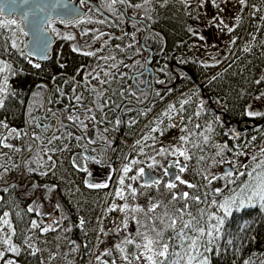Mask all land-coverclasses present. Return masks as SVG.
<instances>
[{
    "label": "flooded vegetation",
    "instance_id": "1",
    "mask_svg": "<svg viewBox=\"0 0 264 264\" xmlns=\"http://www.w3.org/2000/svg\"><path fill=\"white\" fill-rule=\"evenodd\" d=\"M69 1L76 2L80 10L83 11V14L67 23L57 20L50 27L47 25L46 27L52 37V44L44 56L45 58L37 61L26 57L28 61H31L33 72L43 77L42 80L35 83L33 90L37 87L45 90L42 108H38L36 111L34 118L36 128L32 134H38L41 137H51L53 134L63 136L62 140L54 141L53 145L49 147L60 146L63 148L67 145L66 150L57 151L52 154L54 161L58 158L63 159L60 165L55 161L54 174L52 171H49L48 175L31 177V181L33 180L36 185H38V181H45L48 187L53 185L57 187L55 191L50 193V197L47 198L49 201V208L47 209L49 213L46 214L48 217L46 225H51L55 229L62 226H65L66 229L71 228L70 231L67 230L66 246L68 252L65 259L68 260L69 264H89V260L93 258L91 252L92 245L95 250V258H100L98 261L97 259L94 260L95 264H101V262L103 264H113V262L115 264H128V261L122 258L116 245L121 243L123 236L132 238L134 241L138 240L137 229L136 222L132 219L133 213L130 211L127 213L128 227L124 228L125 213L119 210L120 207L127 202L130 206L136 204L146 209L149 202H153V198L156 199V196L158 198L161 197L160 195L163 192L168 193V190L163 187V182L170 180L176 182L174 181V176L178 174L174 168L175 158L172 156H157L158 166L149 169L147 165L151 163V160L147 156L138 154L139 146L134 148L136 141L142 140L144 135L149 134L150 127L155 126L152 122L165 111L168 103L182 98H197L196 87L204 82H213V77L217 78L225 73L230 64L229 60L234 55L236 49L229 56H225L220 63L216 64L212 60L217 50L209 49L210 39L206 35H203V42H201L202 40L199 41V38L196 36L192 43L197 56L201 59L199 62L167 63L163 60L164 58H160L159 61H152L153 52L150 45L151 39H149L151 23L143 18L140 12L141 10L144 12L147 10L145 8L143 10L142 7L136 8L130 6L138 3L142 4L139 1L143 0H128V4L118 2L114 6L116 14H113L108 9V0H84V3H81V0ZM227 3L230 6H234L235 4L234 1L230 2L228 0ZM237 9L234 16L237 14ZM241 16L243 21L244 15ZM101 21L104 22L101 23ZM232 23L231 25H234V20ZM147 25L149 26V30L142 47L141 39ZM239 27H236L238 29L237 35L239 36V39L236 40L237 46L242 44L245 34V28L241 31ZM194 29L198 33V26H195ZM66 36H71L72 39H64ZM24 40L25 35L23 34V53ZM152 46L154 47L153 44ZM73 47L79 48L80 51L74 52L72 50ZM89 51L95 52V55L85 56L81 54L82 52ZM149 56V61L146 63ZM104 57H108L109 59L105 60ZM111 57L115 59H111ZM34 64H39L40 67H33ZM113 64L116 65L115 68L111 67ZM214 64L215 66H211ZM145 65L148 68L146 72H144ZM205 65L209 66L205 67ZM101 68L109 72L110 75L105 77L103 72H101ZM78 69L80 70L79 75H77ZM90 72L93 75L99 74L101 79L108 82L100 84L98 80L92 79L91 76H88V80L85 81L84 77ZM198 76H202L198 82H195L192 86L184 87L185 84H188L187 82L194 80ZM73 77L75 78L74 80L72 79ZM159 81H164V83H159ZM73 88L76 89L77 95H82V105L93 108L92 114L96 116L95 121H85L88 126L87 131L82 132L77 125H73L67 120L68 112H65V106H69V111H73L72 105L75 104L72 92ZM93 88L96 90L95 92L92 91ZM120 91H128L130 97L137 98L140 101L144 100V103L135 105L131 102H126L121 108H112L113 111L103 108V112L97 110V105L93 104L94 99L98 103L104 99L117 101ZM61 92H63V95H61ZM96 92H102L103 96L97 98ZM38 93L40 94L41 90ZM167 94L172 96L165 101ZM48 96L50 98L47 105ZM196 100L193 112L188 111L184 114L174 115L172 121L165 119L164 123L160 125L164 129L163 135H160L159 132L151 133L150 135L156 139H149L146 142L147 145H154L156 149H159L160 147L167 148L171 144H179L178 138L182 135L180 131L181 127L187 126L189 130L193 128L196 130L195 125L197 123L201 124V126L212 123L213 128L218 127L219 141L216 145L223 146L226 144L229 149H235L231 144L232 141L234 139L241 141L246 136L247 129L242 130L243 125L250 124L249 129H251L260 124V120L262 119L261 116L250 117L244 113L242 117L226 121V116L215 109L211 96L201 95ZM160 101L163 102L158 104ZM126 106L130 107L131 110H125L122 116V110ZM263 109L256 108L255 111L263 113ZM83 110V107H77L74 111L79 112L81 118H83ZM197 112L200 113L198 117L195 115ZM215 115L220 116L217 117L218 121ZM181 116L183 119H181ZM110 117L111 126L108 121ZM61 120L66 127L60 128L58 122ZM168 123H175L177 126L168 128ZM37 124L40 127H37ZM45 125L49 126L48 131H42ZM56 129H59V131H56ZM68 132L73 133L72 138L67 137ZM25 133H27V130ZM76 137H82V139L77 140ZM89 140H92L93 143H88ZM101 149H104V152H101ZM193 151L197 153L196 149H193ZM145 152L155 155L152 147H146ZM211 153L212 151H208L207 155ZM105 154L108 157V164L105 165L97 164L91 159L87 161L83 159V157L102 158ZM196 156L193 157L192 162H188L189 168L182 174L183 179H185V175L190 177L188 179L193 184L202 180V177L197 174ZM74 159L77 164L87 167L91 175L78 171L73 166ZM132 159L143 160L144 163L134 166L133 171L128 175H134L136 168L139 167L145 168L146 175L135 182L125 179V185L132 184L138 192L135 199L128 196L126 192L127 200L125 201L116 197L115 189L118 187L117 181L122 174L121 170L123 166ZM180 159L182 160L183 158ZM227 166L229 169L226 172L231 167V171L236 173L232 169V166ZM165 168H168L169 176H164ZM61 169L63 170L62 174L59 173ZM13 170L15 168L4 172L8 173ZM226 172L223 171V175ZM109 176H111V180L108 179ZM148 177L162 180L159 190L156 187H141L143 180H146ZM228 178L233 180L235 176ZM16 179L21 192L31 185L22 174L18 178L16 177ZM85 179L91 183L106 182L109 187L88 188L84 184ZM62 182L67 187L70 186L71 182H74L73 186L76 185L79 188V191L77 190V193H75V197L79 196V199L75 201L74 206H77L75 211L72 208L70 200L72 196L71 191L69 188H67L68 191L64 188L61 189ZM176 183L178 184V182ZM43 188L41 185L35 191L33 190L31 196H36L38 191L44 193L45 190ZM173 191H188L192 194L194 191L196 192V188L188 189L184 185L178 184V187ZM153 192L157 194H153ZM36 204L39 208V203L37 202ZM56 204H59L60 208H56ZM112 207L115 208L114 211L109 210ZM161 209H157L154 215L161 214L163 212ZM65 216L67 217L66 219L64 218ZM35 220L37 221V219ZM81 220L84 221L82 226L80 225ZM53 221H58L59 223H53ZM88 224L90 225L89 228ZM51 232L53 231L47 233ZM122 247L129 254V260L132 264L134 260L133 254H135L137 249L134 244H122ZM92 261L90 264H92Z\"/></svg>",
    "mask_w": 264,
    "mask_h": 264
},
{
    "label": "snow or ice",
    "instance_id": "2",
    "mask_svg": "<svg viewBox=\"0 0 264 264\" xmlns=\"http://www.w3.org/2000/svg\"><path fill=\"white\" fill-rule=\"evenodd\" d=\"M22 3L26 4L29 2V0H21ZM123 3L128 4V0H108L107 7L108 9L113 12V14H116L115 5L117 3ZM151 2V0H143V4H134L130 5L132 7L140 8L143 5H147ZM164 4L168 2V0H163ZM181 3L185 5V8L191 7V0H180ZM235 3H237L240 7L237 9V14L233 17L234 25H230L225 22L224 18L220 15L224 11V8L221 7V4H226L227 0H196V7L197 10L200 8H204L206 5L210 4L212 7H214L217 10L216 15L212 16L208 20V25L215 26L221 33L229 34L230 39L228 43L230 45L236 44V38L231 37V34L236 30V27H239L242 21V16L240 13L244 11L248 7V0H234ZM60 3V0H55V3L52 5L51 11H56V5ZM81 3H84V0H81ZM262 4H264V0H262ZM40 11H44L43 8L40 9ZM258 9H256L255 4L252 6V12L250 15L255 16ZM4 9L0 7V16H3ZM57 15H67L68 13H60L57 12ZM191 16L192 14L189 13ZM22 16V22L21 24H18L15 19H0V30H8L10 28H19L20 32L24 35H28V32L25 31L24 27H22V24L29 23L28 12H23L21 14ZM198 19L199 17H194ZM259 19L261 21H264V16H260ZM55 21L52 18L51 12L48 14V18L45 21L49 25V27L54 23ZM63 22V21H62ZM80 22V21H75ZM104 21H101L103 23ZM31 27L33 28V31H39L41 33L45 32L46 29L40 27L37 29L36 22H31ZM54 30V29H53ZM188 32L192 34L193 36H197L199 39L203 40L204 37L202 35H199L196 30L192 27H188ZM14 35V33H13ZM64 39H72L71 36H66ZM11 46L13 48H16L17 45L15 41H12ZM131 46V45H130ZM34 47L41 50L46 51L47 48V42L46 41H34ZM74 52L80 51L79 48L73 47L72 49ZM243 51L248 52L250 51L249 46H245L243 48ZM81 54L85 56H94L95 52H82ZM45 58V57H41ZM105 60L109 59L108 57H104ZM111 59H115L114 57H111ZM31 63V61H29ZM183 62V61H181ZM220 63V61H216V64ZM209 65H205V67H208ZM211 66H215L211 65ZM33 67L39 68V64H34ZM99 67V65H98ZM111 67L115 68L116 65L113 64ZM11 66L0 61V74L4 73H11ZM94 71V70H93ZM101 72H103V75L105 77L109 76L110 73L107 71H104L103 68H101ZM80 74V70H77V75ZM88 76H91L92 79L98 80L100 84H105L108 81L103 80L100 78L99 74L93 75V73H88L84 79L85 81L88 80ZM75 79L74 77L72 78ZM213 79H216V77H213ZM264 79V78H262ZM260 80H257L256 83H260ZM67 83V81H66ZM159 83H164V81H159ZM93 92L96 90L93 88ZM170 91V90H169ZM73 92V98L75 101V104L72 105L73 111H69V106H65V112H68L67 120L71 122L73 125H77L81 131H87V124L85 121H95L96 116L93 113V108L91 107H84L82 105L83 97L82 95L76 94V89H72ZM9 95H14L13 92H11L9 85H8V75H2V78H0V109L4 108L5 102ZM61 95H63V92H61ZM159 95V93H157ZM261 95H264V92L261 93ZM103 96L102 92H96V97L101 98ZM71 99V98H70ZM96 103V99L93 100V104ZM107 101H104L103 104L97 105V110L103 112V108L107 106ZM180 110L177 111L175 105H169L168 108L163 111L159 117L156 118L152 123L155 125L153 127H150L149 134H146L142 137V140H137L136 145H134V148L136 146H139V155L147 156L148 159L151 160V163L147 165L149 169H153L156 166H158L157 156L160 157H166V156H172L175 158L174 161V168L177 170V175L174 176V181L178 182L179 185H184L188 189L198 188V185L193 184L185 179L182 178V174L185 173L189 168V161L193 159V157L196 155V153L193 151V149L199 150L201 153L204 151V147L209 145L210 139H211V133L214 131L213 124L208 123L203 130L192 132L190 131L187 126L181 127L180 131L183 133L179 136V144H171L169 147H160L159 149H156L154 145H147V141L149 139L155 140L156 138L151 136V133H157L159 132L160 135H163L164 129L160 127L161 124L164 123V120L167 119L168 121H172L174 119L173 113H176V115H180L183 112L184 105L188 103L187 100H181L180 102ZM77 107H83V118H81V114L79 112H75L74 110ZM250 117H256L264 115V113H260L257 111H247L246 113ZM197 117L200 115L199 112L195 114ZM181 119L183 117L181 116ZM218 121V118H217ZM60 128L66 127L64 125L63 121H59ZM119 123V121H117ZM177 125L175 123H168V128L176 127ZM37 127H40L39 124H37ZM196 129H201L200 124L195 125ZM0 128L8 130L7 135H0V147L4 148H11L12 145L6 143V141L9 139V137L15 135L16 137H19L21 135L20 131L17 129H8V125L4 123L3 121H0ZM49 126L45 125L42 131H48ZM56 131H59V129H56ZM73 133L68 132L67 137L72 138ZM195 137V138H194ZM63 136H57L53 134L51 137H45L41 138L40 135H33L32 139L39 140L41 144H44V140H47V144L44 145L42 154L41 150L37 148V146L33 145L30 146L28 151L29 153H36L35 158H32L31 156L29 158H26L25 162L28 165L35 164L37 168L43 169L39 174L40 175H48L49 171H52L54 174L55 169V161L52 158V154H54L57 151H64L67 148V145H65L63 148L61 147H49L50 145H53L54 141L62 140ZM77 140L82 139V137H76ZM88 143H93L92 140H89ZM146 147H152L155 155H151L149 153L145 152ZM218 151H216L215 156L211 157L213 164L217 163H228L233 164L234 161L232 160H225L223 157V153L225 151H232L228 148V146L225 144L223 146L216 145L215 146ZM16 151H20V149H16ZM101 152H104V149L100 150ZM243 152H236L235 155H244ZM261 155H264V148L261 149ZM45 157L47 158L45 160ZM216 157H220V160H217ZM180 158H183L182 160ZM85 161L91 159L97 164L105 165L108 164V157L105 154L102 158H96V157H83ZM206 157L204 155H200L197 158V162H203L205 161ZM253 161H257V157L255 155L252 156ZM143 160H137L132 159L129 163L125 164L121 170L122 174L120 175L117 183L118 187L115 189V195L121 200H127V196L125 193L127 192L128 196H131L133 199L137 196L138 192L137 189L132 186V184L125 185V179H130L131 181L135 182L138 179L145 177V168L139 167L136 168L135 174L129 176L128 174L133 171L134 166L143 164ZM73 166L81 172L88 173V175H91V172L87 167H83L80 164H77L75 159L73 161ZM0 167H4L3 165H0ZM238 167H246L245 165H239ZM37 168L29 167L28 171L35 172ZM5 172H7V168L4 169ZM198 175L202 177L203 180L207 182V185H211L213 181L217 179L222 178H228L235 176L236 178H239L241 175H247L249 177V180L252 181L250 184H246L244 188L241 189L242 192L248 191L250 192V195H248L245 198H242L239 195H231L227 196L223 199V201H217L213 200L212 204L217 207L218 211L223 213V217H227L231 215L234 208H242L245 206V203H250L253 200L259 201V207L261 211H264V160H259L255 167L252 168L251 171L248 172H239L237 170L236 173H233V171L229 170L224 174L223 177L216 176L215 174H209L206 170H199L197 172ZM169 170L168 168L164 169V176H169ZM3 175H0V180H3ZM109 180H111V176L108 177ZM176 182H173L172 180L163 182V187L168 190L169 199L167 203H164L163 201H157V202H149V205L146 209L140 207L139 205L136 206H130L127 202L123 204L122 207H120V211L125 213L124 218V228L128 227V216L127 213L130 211L132 213H140L143 212L146 219L144 222H141V220L136 217L135 215L132 216V219L135 220L137 225H139L137 229V237L138 240L128 238L126 236H123L121 238V243H118L116 245V248L121 253L122 258L125 261H128V264H131V261L129 260V254L126 253V250L124 247H122V244L126 245H133L138 250L135 254H133L134 258L137 261H144V264H209L208 257L204 256V252H210L212 249L208 247V244H211L214 237V233H218L220 231L219 226L223 224V217L221 216H208L209 220L215 219L216 224L215 225H209L208 229H206L201 224V220L204 216L203 210H199L200 216L194 215L189 209L190 205L188 203L189 200L194 201L196 204H200L203 201L201 200V197L199 195H192L188 191L183 192H176L173 191L178 187V184ZM234 180H228V183H233ZM162 180L159 178H152L148 177L146 180H143L141 183L142 188H151L156 187L157 190H159V186L161 185ZM84 184L88 188H107L109 187L108 183H91L89 180L85 179ZM12 187H16V185H11ZM39 185L33 184L32 188L35 191ZM4 192L8 191V187H5L2 189ZM46 192H53L55 191V185L51 187H47ZM222 189H215L214 192L216 195H219L222 193ZM3 198L0 197V200ZM183 201V207H176V205ZM33 204H35V201H33ZM168 205L173 206V211H170L168 208ZM56 208H60L59 204L55 205ZM164 208V211L159 215H154L157 212V209ZM110 211H114L115 208L112 207L109 209ZM27 211L29 213L35 212L36 215L40 216L42 215L41 212L38 211V206L33 207L29 206ZM19 215V213H17ZM9 212L5 211L3 212V215L0 216V262L2 264H17L15 260L12 259H5L6 255L11 253L14 256H19L21 254L22 248L27 247L31 249L30 253L31 255H36V252L39 251L36 249L32 244L28 243V241L31 239V237H26L24 240L23 245H17L13 241V237L16 235V230L13 227L11 221L9 220ZM187 217V218H186ZM67 218L66 216L64 217ZM53 223H59L58 221H53ZM84 223L83 220L80 221V225L82 226ZM6 229V231H5ZM40 229V232L47 233L49 231H55V228H52L51 225H45L41 227V224L38 223L35 219L31 220L30 222V228L28 229L29 232ZM68 231L71 230V228L67 229ZM171 232V235H167V233ZM207 237L208 240L205 243L204 238ZM202 249V250H201ZM99 260V257H97ZM103 264V262H101ZM115 264V262H113ZM244 264H252L250 260H245Z\"/></svg>",
    "mask_w": 264,
    "mask_h": 264
},
{
    "label": "trees",
    "instance_id": "3",
    "mask_svg": "<svg viewBox=\"0 0 264 264\" xmlns=\"http://www.w3.org/2000/svg\"><path fill=\"white\" fill-rule=\"evenodd\" d=\"M195 0H191V7L185 8V5L180 2V0H168L164 4L163 0H153L149 4L142 6L147 11H140L142 17L151 23V31L149 33V39H151V47L153 52L152 61H159L160 58H164L167 63H184V62H199L201 59L197 56L193 42L196 36H193L188 32V27L192 26L195 28L196 18L195 11H197ZM250 4L253 6L255 4L257 11L255 16L250 15L252 12V7L250 6L249 14L244 15L243 21L240 25L241 31L245 28V34L242 44L236 49L234 55L230 58L229 66L225 73L214 79L213 82H204L200 86L196 87V96L200 98L201 95L211 96L213 104L216 110L220 111L221 114L226 116V121L232 120L234 118L242 117L244 113H247L248 105L254 101L256 98L261 97V93L264 92V44L257 41L256 38H264V21L259 19L260 16H264V10L262 8L261 0H249ZM143 4V1H139ZM199 11V10H198ZM246 10H244L245 12ZM189 13L192 15L190 16ZM1 19V18H0ZM15 19V18H12ZM18 24L20 22L15 19ZM245 25V26H244ZM10 30H0V59L11 66V73H4L8 75V85L11 92L14 95H9L4 108L0 109V116L15 127H18L21 135L15 137L16 147L20 149L16 153V167L15 170L8 173L0 172L3 175V180H0V210H5L8 206L9 201L14 202V209L22 210L23 215H26L37 219L41 226H45L48 220L46 214H48L49 201L47 198L50 197L51 192H46L47 182L38 181V185L44 187V193L38 191V194L34 197L31 196L33 192V184L35 182L31 177L40 176V172L43 169L37 168L35 164L28 165L25 162L26 158L30 156L35 158L36 153H29L28 149L30 146H37L39 150H42L44 145L47 144V140H44V144H41L39 140L32 139V132L35 131V115L37 109H41L45 97V90L41 87H37L33 90L35 83L42 80L41 75H37L33 72L31 63L26 59L23 53V34L20 32L19 28H15V35L18 39V47L13 48L11 46L12 41L16 40L12 35H10ZM14 30V29H13ZM253 35L255 39H253ZM252 43V45H251ZM154 45V47L152 46ZM250 47V51L245 52L241 47ZM244 48V47H243ZM261 77V78H260ZM186 78V77H185ZM202 76L195 77L194 80H190L185 84L186 86H192L195 82H198ZM257 80L261 82L256 83ZM33 92L31 93V91ZM39 90L41 93L39 94ZM31 93V95H30ZM30 95V98L28 99ZM172 95H166L165 101ZM263 96V95H262ZM49 98H47V105L49 104ZM193 97L182 98L174 100L166 106L165 110L169 105H175L177 111L180 110V101L187 100L188 103L184 105L183 112H193L195 109L196 99ZM107 101V106L109 111H113L112 108H121L126 102H131L135 105H140L144 103V100H137L130 97L128 91L121 92L116 100H102L101 102H96L94 105L103 104ZM163 101L158 102V104ZM263 107V106H262ZM264 108V107H263ZM262 108V109H263ZM125 110H131L130 107L126 106L122 110V116ZM176 113H173V116ZM220 117L215 115V118ZM263 118V115H261ZM105 119V118H104ZM111 126V117L108 119ZM201 125V124H200ZM222 125V124H221ZM250 125V124H249ZM205 126H201V129H190L192 132L203 130ZM250 128V127H249ZM246 131V140H241L237 143L234 139L232 141L233 148L237 149L243 145H256L264 142V122L260 120V124ZM27 130V133L25 131ZM47 134V133H46ZM183 134V133H182ZM213 134V135H212ZM38 135V134H37ZM214 144L212 147L209 145L205 146L204 151L214 150L219 141L218 127H214V131L211 133ZM42 139L45 137H41ZM195 138V137H194ZM222 146V145H220ZM60 147V146H57ZM199 151V150H198ZM261 153V152H260ZM259 153V154H260ZM257 154V161H253L250 164V170H245L244 172L251 171L255 164L259 160H264V155ZM37 168L35 172H29L28 168ZM25 177V180L31 185L23 192L20 191V186L18 185V178L20 175ZM233 183L226 182L223 187V194L228 196L237 193L242 198L250 195V192L241 189L245 187L246 184L252 183L247 175H241L239 178H234ZM205 183V182H204ZM11 185H16L12 187ZM8 187V191L4 192L2 189ZM208 189L209 186H204ZM57 187L55 186V190ZM198 189L202 191V187ZM214 191V190H213ZM211 200L222 201V193L216 195L213 192ZM35 201V204H33ZM44 201V202H43ZM39 203L38 211L42 215L38 216L35 212L29 213L27 211L29 206L37 207L36 203ZM19 206H17V204ZM197 209L191 210V212L200 216L199 210H203L204 216L201 220L202 226L208 229L209 225H215L216 220H209L208 216H221L223 213L218 211L217 207L212 204L208 206H201L197 204ZM13 209V208H12ZM223 224L219 226L220 231L214 233V239L211 244L207 246L212 250L210 252H204L203 255L208 257L209 264H244L245 260H250L252 264H264V211H261L259 207V201L253 200L250 203L246 202L245 206L242 208H234L231 215L223 217ZM22 230V229H21ZM21 230L16 226V234L20 235ZM167 235H171L169 232ZM208 238L205 237L204 241L207 242ZM76 250V248L74 247ZM202 250V249H201Z\"/></svg>",
    "mask_w": 264,
    "mask_h": 264
},
{
    "label": "rangeland",
    "instance_id": "4",
    "mask_svg": "<svg viewBox=\"0 0 264 264\" xmlns=\"http://www.w3.org/2000/svg\"><path fill=\"white\" fill-rule=\"evenodd\" d=\"M194 2L196 4V1H194ZM250 6L252 7V5L250 4V1L248 0V7L246 9H244L246 11L245 12L243 11L242 13H240V15H245V17H246V15L249 14ZM221 7L224 8V11L222 13H220V15L224 18L226 23L231 25V23L233 21L232 19L234 17V13H235L236 9L240 6L237 3H235L234 6H230L228 3H226V4H221ZM262 8L264 10V4H262ZM198 10L199 11H195V17L196 16L199 17L198 19H195L196 20L195 25L198 26V29H199L198 34L202 35V36L206 35L210 39V44L208 45L210 50H214V49L217 50L215 56H213L214 58L212 61H214V62L222 61L225 58V56H229V54H231L233 51H235V49H237L239 47V45L237 46V41H236L235 45H230L229 43H227V41H229V39H230L229 34L221 33L215 26L208 25V20L212 16L216 15V13H217V10L214 7H212L211 5L207 7V5H206L204 8H200ZM11 29L12 30H10V35L13 36V33H14L13 37L17 38L15 40V43L18 47L19 46L18 45V39L19 38L15 35V33H16L15 27H13ZM237 34H238V29L236 28V30L231 34V37L236 38V40H238L239 36ZM253 39H255L254 35H253ZM256 39H257V41L264 44V38H262V39L256 38ZM198 40L201 41V39H198ZM201 42H203V40ZM251 45H252V43H251ZM245 46H246V44L243 47H245ZM243 47H241V48L243 49ZM0 61H2V60L0 59ZM2 75H4V74H0V78H2ZM262 106L264 107V95L263 96L261 95V97H258L254 101H252L248 105L247 111H255L256 108L262 109L263 108ZM0 121H3L4 123H6L8 125V129H17V130L19 129L18 127H15L11 124H8L7 121L4 120V118L2 116H0ZM7 134H8V130L6 131V129L0 128V135H7ZM212 135H211V137H212ZM246 138L247 137L244 136L242 138V140H246ZM14 141H15V137L13 135V136L9 137V139L6 141V143L12 145L11 148L0 147V165L4 166V167H0V172H4L5 168H7V170L8 169L10 170V169H14L16 167V161L15 160H16V153H17L16 149L17 148L15 145L16 142H14ZM238 141L241 142L239 139H237L235 143H237ZM261 141L262 142H260L259 144H256V145L248 146L245 144V145L241 146L240 148L231 149L232 151H225L223 153L224 159L234 161L233 164H228V163L213 164L212 160L210 158L215 156L216 151H218V149L215 146H214L213 152L210 155H207L208 154L207 151L204 153H201L200 151L196 150V152H197L196 153L197 156L195 158L196 169H197V171L206 170L209 174H215L216 176H221V177L224 176L222 169H223V167H225L227 165L232 166V169L234 170V172H237V170L239 172H244L245 170L246 171L250 170V164L252 163V156L253 155L256 156L257 154H259L261 152V149L264 148L263 138ZM210 144H211L210 147H212V145L214 144L212 139H210ZM236 152H243L245 154L237 156V155H235ZM200 155H204L206 157V159H205V161L198 163L197 158ZM259 155H261V153ZM216 159L220 160V157H216ZM45 160H46V157H45ZM55 161H57L58 164L60 165V163L63 162V159L58 158ZM190 162H192V161H190ZM190 164L192 165V163H190ZM239 165H245L246 167H238ZM192 169H194V168H192ZM230 170H231V167H230ZM62 172H63V170L61 169L59 171V173L62 174ZM221 173H222V175H221ZM188 178H190V177H187L185 175V179L191 182V180ZM191 178H193V177H191ZM228 180H230V179L229 178L217 179V180H215L214 183H212L209 186V185H207V182L202 179L200 182H196V185L199 184V187H202V191H200L198 188H196V192L194 191V193H192V195H199L201 197V200L203 201L202 203H200V205L201 206H208L213 201V200H211L212 194H214L213 190L218 189V188L223 189L225 183L228 182ZM73 184H74V182H71L70 186L67 187V186L63 185V182H62L61 189H63V188L64 189H67V188L70 189L71 194H72L70 200H71L72 208L75 211V209H77V206H74L75 201H77L79 199L78 195L75 197V193H77V190L79 188L76 185L73 186ZM206 185L209 186L208 189H206L204 187ZM66 191H68V189ZM153 194H157V193L153 192ZM224 195L225 194L222 193V197ZM233 195H238V194L234 193ZM160 196L161 197H159V198H158V196H156V199L153 198L152 201L153 202L163 201L164 203H167V201L169 199V194L167 192L166 193L163 192V194ZM227 196L228 195L226 194L225 197H227ZM224 198H222V201ZM183 203L184 202L180 201L176 205V207H183ZM188 203L190 205V209H189L190 211L195 209V208L197 209L198 205L194 201L189 200ZM13 205H14V202L9 201L8 206L5 208V210H0V216H2L3 212H5V211L9 212L8 218L11 221L15 230H16V226L20 230L22 229L20 235L16 234L13 237L14 243H16L17 245H23L26 237L30 236L31 239L28 241V243L32 244L39 251L36 252V255H31V254H29L31 249H29L27 247H23L21 254L19 256H14L11 253H9L6 255L5 259L15 260L17 262V264H69L68 260H65L67 258V252H68L67 246H66L68 231H67L66 227L65 226L59 227L58 229H56L55 231H53L51 233H43L42 234L40 232V229H35V230L29 232L28 229L30 228V222L34 218L33 217L31 218L27 215L25 218V216L23 215L24 213H22V210H19V208H17V210H15ZM76 205H78V204H76ZM17 206H19V204H17ZM134 206H136V204H134ZM168 208L170 211L174 210L172 205H168ZM161 211H164L163 207H162ZM17 213H19V215H17ZM132 215H135L136 217H138L141 220V222H144V220L146 219L143 212L133 213ZM89 226L90 225L88 224V228H89ZM138 227H139V225H137V223H136V229H138ZM5 231H6V229H5ZM137 251L138 250H136V252ZM91 252H92V257H93L91 259V260H93L92 264H95L94 260H96L97 257L95 258V255H94L95 250L93 248V245L91 246ZM91 260H89V264L91 263ZM97 261H98V259H97ZM0 264H2V262H0ZM98 264H100V263H98ZM132 264H144V261H137L134 258Z\"/></svg>",
    "mask_w": 264,
    "mask_h": 264
},
{
    "label": "water",
    "instance_id": "5",
    "mask_svg": "<svg viewBox=\"0 0 264 264\" xmlns=\"http://www.w3.org/2000/svg\"><path fill=\"white\" fill-rule=\"evenodd\" d=\"M230 2L234 0H228ZM55 3V0H29L28 3L24 4L21 2V0H0V7L4 9L3 16H0L2 19H8V18H16L20 22H22V16L21 14L23 12L29 13V23L22 24V27H24L25 31L28 32V35H25L24 40V54L29 59H35L37 61H41L48 52L51 44H52V37L49 34V31L47 29V23L45 21L48 18L49 12H51L52 18L54 21L60 20L64 23L70 22L77 17L81 16L83 14V11L80 10L76 2H70L69 0H60V3L56 5V11L52 10V5ZM43 8L44 11H40V9ZM68 13L67 15H57L56 13ZM35 21L37 29L42 27L46 29L45 32L41 33L38 30L33 31V28L31 27V22ZM149 26H146L145 32L141 39V46L143 47V42L148 34ZM46 41L47 42V48L46 51H41L34 47V41ZM150 56L146 60V63L149 61ZM148 71L147 65H145L144 72ZM143 72V71H142ZM32 93V91H31ZM30 93V95H31ZM30 95L28 99L30 98ZM264 113V109H263ZM262 122H264V115L262 118ZM250 127L249 124H244L242 127V130H246ZM229 169L228 166L223 167V171H227Z\"/></svg>",
    "mask_w": 264,
    "mask_h": 264
}]
</instances>
